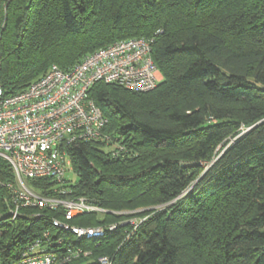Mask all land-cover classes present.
<instances>
[{"label": "trees", "instance_id": "trees-1", "mask_svg": "<svg viewBox=\"0 0 264 264\" xmlns=\"http://www.w3.org/2000/svg\"><path fill=\"white\" fill-rule=\"evenodd\" d=\"M129 38L153 39L162 79L146 93L90 89L109 139L70 149L71 190L108 210L150 209L135 214L145 220L130 235L118 226L90 243L93 253L113 264H264V0H0L1 87L16 94L51 65L67 70ZM0 178L13 180L1 158ZM46 225H1L0 258Z\"/></svg>", "mask_w": 264, "mask_h": 264}, {"label": "built area", "instance_id": "built-area-1", "mask_svg": "<svg viewBox=\"0 0 264 264\" xmlns=\"http://www.w3.org/2000/svg\"><path fill=\"white\" fill-rule=\"evenodd\" d=\"M159 33V32H157ZM153 39L129 38L86 54L62 70L56 65L23 91L5 95L0 84V158L13 180L0 178L4 210L0 226L20 219L43 218L48 225L24 242L0 264H113L109 255H95L90 243L107 232L128 227L129 235L145 220V210L113 211L84 196H74L68 174H74L70 149L79 143L106 141L107 119L89 97L98 82L146 93L161 81L151 57ZM120 149V148H119ZM76 176V175H75ZM35 183V186L34 184ZM34 210L26 214L23 210ZM44 211L55 216L46 218ZM128 215L123 221L97 227L79 226L81 216Z\"/></svg>", "mask_w": 264, "mask_h": 264}, {"label": "rangeland", "instance_id": "rangeland-1", "mask_svg": "<svg viewBox=\"0 0 264 264\" xmlns=\"http://www.w3.org/2000/svg\"><path fill=\"white\" fill-rule=\"evenodd\" d=\"M52 66V65H51ZM161 75V73H160ZM161 79H162V75H161ZM114 145L113 144H106V148H103L104 152L108 153V152H111L113 148L110 149V147H113ZM93 166V165H92ZM68 180L71 184H75L77 182V177L74 175V174H68ZM114 194L115 196L118 198H120L122 195H125L126 194V190L122 189V190H116L114 191ZM127 197V202H130L133 198V195H128V196H125ZM145 203V201H141V202H137V203H133V204H129V205H123V207H128V206H131V205H134V206H137V205H145L143 204ZM156 208H160V206L156 207ZM140 210H148L150 208H138ZM128 218V217H127Z\"/></svg>", "mask_w": 264, "mask_h": 264}]
</instances>
